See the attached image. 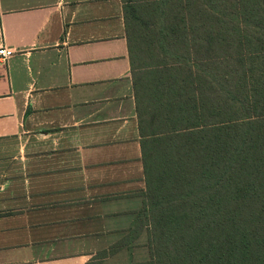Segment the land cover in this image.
<instances>
[{"label":"crops","instance_id":"crops-1","mask_svg":"<svg viewBox=\"0 0 264 264\" xmlns=\"http://www.w3.org/2000/svg\"><path fill=\"white\" fill-rule=\"evenodd\" d=\"M133 3L0 0V264L150 259Z\"/></svg>","mask_w":264,"mask_h":264},{"label":"trees","instance_id":"trees-1","mask_svg":"<svg viewBox=\"0 0 264 264\" xmlns=\"http://www.w3.org/2000/svg\"><path fill=\"white\" fill-rule=\"evenodd\" d=\"M126 27L150 252L133 264H264V0H134Z\"/></svg>","mask_w":264,"mask_h":264},{"label":"built area","instance_id":"built-area-1","mask_svg":"<svg viewBox=\"0 0 264 264\" xmlns=\"http://www.w3.org/2000/svg\"><path fill=\"white\" fill-rule=\"evenodd\" d=\"M13 55H14V51L12 49H9L6 47L0 49V60L1 61H5V60L9 59Z\"/></svg>","mask_w":264,"mask_h":264}]
</instances>
